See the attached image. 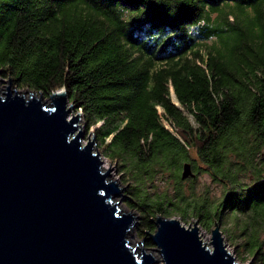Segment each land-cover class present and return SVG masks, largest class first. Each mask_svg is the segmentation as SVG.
Segmentation results:
<instances>
[{
	"label": "trees",
	"instance_id": "16d2710c",
	"mask_svg": "<svg viewBox=\"0 0 264 264\" xmlns=\"http://www.w3.org/2000/svg\"><path fill=\"white\" fill-rule=\"evenodd\" d=\"M0 72L66 91L129 175L146 246L158 216L195 218L264 264V0H0ZM185 163L222 196L188 194ZM160 173L173 195L150 193Z\"/></svg>",
	"mask_w": 264,
	"mask_h": 264
},
{
	"label": "water",
	"instance_id": "95a60500",
	"mask_svg": "<svg viewBox=\"0 0 264 264\" xmlns=\"http://www.w3.org/2000/svg\"><path fill=\"white\" fill-rule=\"evenodd\" d=\"M27 92L0 90V264H240L217 223L207 244L196 223L158 216L148 239L161 258L133 247L139 216L114 203L121 190L96 138L84 144L81 111L70 116L64 89L50 103ZM193 177L185 163L182 180Z\"/></svg>",
	"mask_w": 264,
	"mask_h": 264
},
{
	"label": "rangeland",
	"instance_id": "374dc122",
	"mask_svg": "<svg viewBox=\"0 0 264 264\" xmlns=\"http://www.w3.org/2000/svg\"><path fill=\"white\" fill-rule=\"evenodd\" d=\"M231 19V18H230ZM232 20V19H231ZM13 83V82H12ZM9 85V80L8 79H4L1 77L0 75V90H5ZM14 85V84H13ZM15 86V85H14ZM27 93V96H29L27 91H22ZM35 96L38 98L40 97V94H36L34 93ZM44 101L47 102H51V99L49 97L44 98ZM76 109H73L72 113L70 114V116L76 115ZM80 126H81V132L83 133V137H84V144H86L88 142V139L92 140L94 139V134L93 132H91L90 134L87 133L86 131V126H85V122L82 119V121H80ZM170 128V127H169ZM91 131H94L93 129H91ZM96 147L98 148L97 145V141H96ZM101 153V160L103 162V168L105 170L108 171V169L110 168L111 170L110 172V178L109 180L116 183L118 185V188L121 190V193L119 195H116L115 198L113 199L114 203L119 204V207L121 208V210H127L128 212H134L136 213L137 216L138 213L136 211H131L130 209H128L125 205V198H126V190L129 189L130 185H132V182L128 183V179H129V175H125V171L124 168H120L119 164L113 160H110L109 158H106L104 156V153L102 152V150H100ZM193 173L195 174V177L193 178H188L186 180H184V188L185 190L188 192V194L191 192V187L194 185L195 186V191L196 194L199 195L201 192L203 191H208L209 195H210V199L216 200L218 198H220L222 196V190H223V186L219 183H217L213 177L206 173V172H200V173H195L193 171ZM159 179L156 180L153 184V187L150 188V193H152V195H155L156 193H163V191H167L168 194L173 195L175 192V186H173V182L170 179V176L168 174H159ZM248 177V176H247ZM250 178H245L243 179V181L245 183H248L249 181H253L254 178L253 176H249ZM174 218H178L177 216H175ZM182 223L183 226L185 227H189V226H194V223H196V225H198L199 227V235L201 237V239L203 240V242L209 244L211 242V238H212V229L215 228L216 223L214 224L213 228H207L206 226H204L201 221L192 218V219H188V220H181L179 219ZM139 222V220H138ZM217 225L220 226V230H221V225L217 222ZM221 232L223 233V237L227 246V250L237 259V262L240 264H253L252 260H250L248 257L243 258L244 260H241L242 257L240 255V251L237 250V248L235 247L234 244H232L226 237V235L224 234V232L221 230ZM154 233V232H153ZM202 234V235H201ZM149 237V235L147 236ZM143 239L140 236V232L138 231V223L136 224V226L132 229L131 233L129 234V241L130 243L133 245V247L137 248V249H144L146 252L148 253H152L156 258H161V256L159 255L158 252H153L151 249L155 248V245L153 246H146V244L141 242Z\"/></svg>",
	"mask_w": 264,
	"mask_h": 264
}]
</instances>
